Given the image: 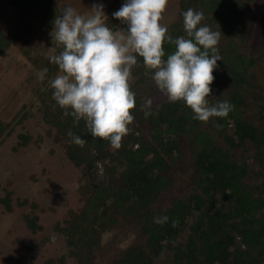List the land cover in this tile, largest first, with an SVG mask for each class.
Masks as SVG:
<instances>
[{
  "label": "trees",
  "instance_id": "1",
  "mask_svg": "<svg viewBox=\"0 0 264 264\" xmlns=\"http://www.w3.org/2000/svg\"><path fill=\"white\" fill-rule=\"evenodd\" d=\"M19 1L25 18L44 19L49 28L61 16L52 14L53 0ZM253 1L179 0L178 18L168 27L173 39L185 36L181 13L192 8L204 14L201 26L221 31L217 46L220 70L213 72L208 101L210 106L229 101L234 107L227 117L195 120L182 101L167 100L146 108V95L154 89L148 85L144 90L146 81L140 77L131 82L135 108L130 132L122 138V146L111 151L108 141L91 137L83 119L66 116L52 98L53 89L44 86L38 98L42 119L79 172L82 206L70 212L59 229L69 257L77 264H97L94 257L100 250V238L115 224L117 212L135 216L141 241L119 255L115 264H154L168 253L175 264H264V81L259 83L256 74L249 72L258 56L264 61V44L247 54V35L238 25ZM106 25L113 30L127 27L113 16ZM10 43L0 28V55ZM163 47L166 59L175 46L165 41ZM137 60L141 63L142 58ZM44 68L49 79L55 67L44 63ZM145 110L151 112L147 118ZM137 126L149 129L145 144H137L133 132ZM6 129L0 120V139L11 134ZM69 131L72 137L84 139L85 145L74 144ZM24 138L25 145L29 136ZM187 155L193 170L183 160ZM175 167L185 169L187 182L163 204L161 198L172 185L170 172ZM10 195L5 191L0 197L9 212ZM165 215L166 223H156ZM24 219L32 232L41 229L34 225L35 217L24 215Z\"/></svg>",
  "mask_w": 264,
  "mask_h": 264
},
{
  "label": "rangeland",
  "instance_id": "2",
  "mask_svg": "<svg viewBox=\"0 0 264 264\" xmlns=\"http://www.w3.org/2000/svg\"><path fill=\"white\" fill-rule=\"evenodd\" d=\"M54 1L52 14L62 15L66 9L62 0ZM0 10V28L11 42L0 55V120L7 126L5 132H11L0 139V197L5 196V191L11 193V211L0 204V264H77L69 257L65 237L59 229L65 226L70 212L82 206L83 199L77 188L79 172L65 156L63 145L53 140V131L50 133L39 111L38 98L42 97L44 86H49V80L59 74L58 66L49 60L51 55L59 54L50 35L53 28L47 27L44 19L25 18L19 0H0ZM238 25L247 35L244 51L257 52L264 44V0H254L247 6ZM258 57L249 72L255 73L262 84L264 61ZM44 63L55 68L52 77H45L41 82L38 73L44 69ZM152 74H146L143 61L138 62V66L132 68L131 82L143 78L144 90L148 85L154 89L148 92L150 96L146 95L148 101L158 106L167 98L151 80ZM133 132L137 135V144L149 140L148 127L137 126ZM24 136H29L25 145ZM183 160L190 170L194 169L190 155ZM186 176L185 169L172 168V185L161 198L163 204L187 182ZM23 201L26 203L21 204ZM24 215L35 217L34 225L41 229L35 228L32 232ZM185 220L189 221L190 217ZM139 241L135 216L117 212L115 224L100 238L95 262L115 264L119 255ZM154 264L175 263L168 253Z\"/></svg>",
  "mask_w": 264,
  "mask_h": 264
},
{
  "label": "clouds",
  "instance_id": "3",
  "mask_svg": "<svg viewBox=\"0 0 264 264\" xmlns=\"http://www.w3.org/2000/svg\"><path fill=\"white\" fill-rule=\"evenodd\" d=\"M167 4L168 0H125L112 14L127 26L118 31L106 25L103 4H94L88 14L67 7L53 21L50 35L62 50L49 57L59 69L49 81L52 98L66 116L83 119L92 138L108 141L113 149L122 146V138L134 121L131 81L137 57L142 58L146 74L153 73L150 78L157 89L170 103L182 101L193 119L208 122L213 117H227L233 110L227 100L211 106L208 101L213 72L221 60L217 47L221 31L201 26L203 12L189 8L181 13L187 38L173 39L160 23ZM165 41L175 46L166 59ZM47 71H39L41 82ZM150 105L149 100L145 107ZM144 115L147 118L151 112L145 110ZM68 135L72 137L71 131ZM72 142L80 147L86 143L79 136L72 137ZM168 219L165 215L156 223L164 224Z\"/></svg>",
  "mask_w": 264,
  "mask_h": 264
},
{
  "label": "crops",
  "instance_id": "4",
  "mask_svg": "<svg viewBox=\"0 0 264 264\" xmlns=\"http://www.w3.org/2000/svg\"><path fill=\"white\" fill-rule=\"evenodd\" d=\"M62 2L65 8L72 7L80 14L90 13L94 4H103V11L107 17L105 20L106 23L108 18L121 7L125 0H62ZM52 3L55 4V1L53 0ZM178 5L179 0H168L166 11L163 13V19L160 21L161 24L168 28L177 20ZM119 29L122 28H116L114 31H118Z\"/></svg>",
  "mask_w": 264,
  "mask_h": 264
}]
</instances>
